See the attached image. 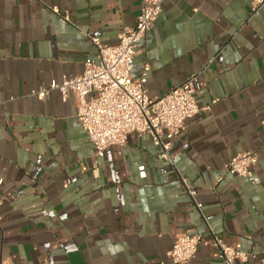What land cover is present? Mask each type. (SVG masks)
Returning a JSON list of instances; mask_svg holds the SVG:
<instances>
[{
    "label": "crops",
    "instance_id": "crops-1",
    "mask_svg": "<svg viewBox=\"0 0 264 264\" xmlns=\"http://www.w3.org/2000/svg\"><path fill=\"white\" fill-rule=\"evenodd\" d=\"M138 15L136 0H0V264H169L176 237L198 234L250 255L235 264H264V5L164 1L131 76L149 63L150 97L196 77L197 104L210 107L168 160L130 134L95 164L74 98L33 95L96 59L87 35L115 46ZM244 152L258 156L254 184L223 169ZM192 264L226 263L201 246Z\"/></svg>",
    "mask_w": 264,
    "mask_h": 264
},
{
    "label": "built area",
    "instance_id": "built-area-1",
    "mask_svg": "<svg viewBox=\"0 0 264 264\" xmlns=\"http://www.w3.org/2000/svg\"><path fill=\"white\" fill-rule=\"evenodd\" d=\"M136 1L139 15L135 25L118 33L117 45L106 46L99 39L87 35L96 50V59H86L79 76L63 77L60 83L52 80L47 88L33 93L40 100L50 91H57L63 102L69 96L74 98L76 117L92 145L95 164L103 158L107 149L124 147L130 134L150 136L154 145L161 147V158L168 160L170 142L179 134L184 123L210 109L209 106L200 108L197 104L196 77L187 79L161 97H150L147 93L149 63H144L139 77L132 78L134 59L140 55L145 36L157 21L165 0ZM250 4L254 13L264 5V0H250ZM47 9L57 17L69 21L68 15L61 13L56 7ZM214 103L213 101L212 104ZM163 139L167 142H162ZM257 161V153L244 152L231 158L223 169L225 175L254 184ZM223 179L221 177L217 182ZM2 186L3 179L0 178V192ZM185 188L193 199L195 192L187 186ZM196 208L199 210L200 205H196ZM201 246L218 249L220 259L226 264L246 263L250 257L227 247L213 235L211 241L199 234L179 235L166 253L169 264H192Z\"/></svg>",
    "mask_w": 264,
    "mask_h": 264
}]
</instances>
